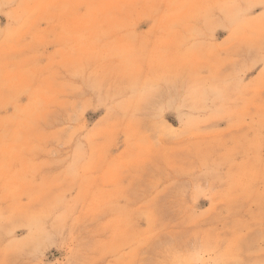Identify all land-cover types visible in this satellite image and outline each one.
Masks as SVG:
<instances>
[{
	"label": "rangeland",
	"instance_id": "rangeland-1",
	"mask_svg": "<svg viewBox=\"0 0 264 264\" xmlns=\"http://www.w3.org/2000/svg\"><path fill=\"white\" fill-rule=\"evenodd\" d=\"M0 264H264V0H0Z\"/></svg>",
	"mask_w": 264,
	"mask_h": 264
}]
</instances>
